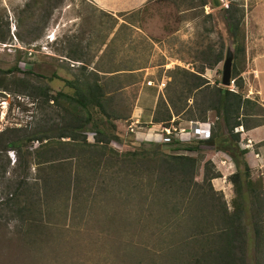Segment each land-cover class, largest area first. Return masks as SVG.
I'll return each instance as SVG.
<instances>
[{"label": "rangeland", "instance_id": "1", "mask_svg": "<svg viewBox=\"0 0 264 264\" xmlns=\"http://www.w3.org/2000/svg\"><path fill=\"white\" fill-rule=\"evenodd\" d=\"M39 1L0 0V66L18 65L20 68L17 74L9 75V80L17 77L18 83L10 90L0 89V133L13 128L37 134L53 133V127L62 123L57 106L52 100L43 99L41 92L33 88H47L49 95L60 90L72 93L75 89L66 80L78 83L82 72L94 70L99 73L101 82L106 83L105 90L111 98L108 106L114 111L115 108L123 110L128 117L117 120L123 141H113L111 146L120 151L131 150L144 142L143 146L149 147L153 143H164L165 136L174 133L184 143L199 145L202 162L196 180L202 182L206 162L210 159L213 171L221 174L212 180L214 189L232 209L235 190L230 176L238 168L228 154L198 144V140L207 138L194 130L195 124L196 127L198 124L206 126L207 130L213 128L217 120L215 112L208 113L207 121L198 119L201 111L194 105L196 97L193 95L187 100L184 111L173 116L171 133L168 134L163 123H152L154 115L164 110L160 106L162 100L168 101L172 96L174 100L178 98L179 104L186 103L179 99L184 81L177 75L180 79L173 83V71L177 68L202 70L201 53L209 46L225 47L224 59L213 68L206 67L201 74L212 85H223L227 52L231 50L235 56L233 37L223 10L230 0H220L218 6L214 5V0H207L205 6L196 8L200 0H142L141 5L115 9L114 5L120 0ZM237 1L245 11L246 52L238 65L244 88L241 90L235 79L228 87L242 92L244 98L250 100L251 103L244 105L245 112L254 113L249 118L256 122L264 120V42L257 38L264 39V0ZM106 4L108 7H104ZM101 8L108 9L104 12ZM209 14L211 17L207 16ZM2 35H7L5 40ZM29 70L33 74H27ZM23 80H29L32 85L20 84ZM140 99L144 102V117L134 123ZM189 107L194 113L192 117L187 113ZM253 120H249L251 126ZM10 133L14 138L13 132ZM87 136L88 141L95 140L93 132ZM38 145L35 141L34 147ZM240 145L243 148L241 142ZM164 150L170 152L166 147ZM185 153L197 156L196 151ZM8 159L10 165L4 174L2 167ZM80 159L67 161L71 163L65 164L64 174L67 175L64 178L69 181L58 188L55 182L62 178L57 177V169L49 164L37 166L32 159L28 186H36L37 196L46 198L36 206L39 210L35 214L36 221L22 223V216L15 213L13 221L3 224L11 213L5 211L4 216L0 215V224H3L0 264H182L173 258L177 248L185 247L192 252L196 248L183 244L187 218L178 219L176 223L174 213L168 215L163 206L157 205L148 222L144 221L145 227L137 225L136 215L129 210L130 200L142 199V191H136L131 198L127 192L130 186L140 183L138 179L120 171L125 167L115 164V159L104 161L97 170L93 168L94 172ZM19 164L16 151L0 153V201L19 183ZM259 175L252 171V177ZM74 176L80 177L78 184ZM36 177H41L39 182ZM43 178L55 184L51 190L50 185L47 186V194L51 193L48 196ZM141 187L144 188L143 183ZM152 196L144 199L148 206L154 205ZM176 206L181 212L185 204ZM29 221L38 223L36 235ZM183 259L189 256L184 255ZM184 262L189 264V261Z\"/></svg>", "mask_w": 264, "mask_h": 264}, {"label": "trees", "instance_id": "2", "mask_svg": "<svg viewBox=\"0 0 264 264\" xmlns=\"http://www.w3.org/2000/svg\"><path fill=\"white\" fill-rule=\"evenodd\" d=\"M39 2L38 0L37 3ZM206 4L207 0H200L195 8ZM239 5L237 0H230L229 6L223 10L235 47L231 79H235L237 86L242 90L244 79L241 77L238 65L245 57L246 36L245 11ZM207 16L211 17V14ZM6 37L7 35H4L2 39L5 40ZM224 48L216 49L209 46L203 50L201 53L202 70L198 72L185 68H177L173 71V83H177L180 79L177 75L184 81L185 86L181 90L182 96L179 99L186 103L179 104L176 102L178 98L174 100L172 96L168 101L162 100L161 105L159 100L157 105L158 107L163 106L164 110L154 115L152 123H163L166 128H169L173 116L184 111L187 100L193 95L196 97L194 105L201 111L198 119L207 121L208 113L215 112L217 120L211 129V137L198 140V144L214 147L228 154L235 162L238 170L230 176L235 190L232 209L229 208L224 196L214 189L212 180L220 177L221 174L213 171L210 159L206 162L202 182L196 180L202 162V149L199 145L184 143L174 133L168 136L169 141L153 143L149 147L143 146V142L141 147L131 150L120 151L113 148L111 146L113 141H123L118 132L117 120L128 117L123 110L115 108L114 111L108 106L111 98L107 96L106 83L101 82L99 73L90 70L82 72L83 76L78 83L66 80L67 84L75 89L72 93L60 90L49 95L47 88L42 89L39 86L33 88L41 92L43 99L52 100V104L57 106L62 123L53 127L55 128L53 133L37 134L23 128H13L0 133V153L9 150L16 151L21 170L17 186L12 191H8L6 198L0 201V215L4 216L5 211L11 213L3 224L13 221L16 218L15 213L22 216L20 220L22 223L37 220L35 214L37 215L39 210L36 206L46 197L37 196L36 186H28L27 180L32 159L37 166L49 164L57 169V177L62 179L60 182H55L56 188L69 181L68 178H64L67 175L64 174V169L67 161L71 159L81 158L80 161H86L92 172H94L93 168L97 170L104 161L109 162L115 159V164L125 167L120 171L126 172L140 182L137 186H130L131 189L127 192L128 197L131 198L136 191H142V199L130 200L129 210L136 215L137 225L144 226V221L148 222V218L153 215L157 205L163 206L168 211V215L174 213L172 215L177 217L174 221L176 223H179L178 219L187 218L185 227L188 229L183 244L185 242L184 246L194 245L196 248L192 252L187 251L185 247H178L173 256L177 259L176 261L182 264H187L184 261H189V264H249V262L250 264H264V178L252 177V169L246 157L248 150L241 147V133L236 130L240 126L248 127L249 120H253L249 117L254 113L245 112L244 106L245 103L251 102L248 98H244L242 92H235L224 85H212L201 74L206 67L213 68L223 61ZM82 65L85 69L86 64ZM19 71L18 65L9 68L0 66V74H2L0 89L10 90L15 86L18 83L17 77L9 80V75H15ZM26 73L33 74V71L29 70ZM54 75L59 77L57 74ZM36 76L39 74L36 73ZM19 83L32 85L29 80L19 81ZM192 111L189 107L187 113L191 117L194 116ZM262 123L264 120L259 119L254 121L253 125L258 126ZM10 132H13L14 138H11ZM89 132L94 133L93 142L87 139ZM35 141L39 142L37 147H34ZM165 147L170 152L165 151ZM186 151H196L197 156L187 154ZM69 163L71 162L66 165ZM8 165H10V160L2 167L4 174ZM40 178L36 177V182H39ZM119 179L117 178L118 182ZM42 180L46 184L45 190L48 196L51 193L47 194V186L50 185L51 190L54 183L44 178ZM74 180L78 184L80 177L74 176ZM142 183L144 188L141 187ZM149 195H153L154 205L148 206L145 203L144 199H147ZM179 203L185 204L181 212L176 206ZM2 225L0 224V228L3 229ZM30 225L35 227V235L39 233L37 222H31ZM15 226L21 225L15 223ZM180 250L184 254L181 255ZM184 255L189 256V259H183ZM248 260L251 261L248 262Z\"/></svg>", "mask_w": 264, "mask_h": 264}, {"label": "crops", "instance_id": "3", "mask_svg": "<svg viewBox=\"0 0 264 264\" xmlns=\"http://www.w3.org/2000/svg\"><path fill=\"white\" fill-rule=\"evenodd\" d=\"M108 1H110V0H108ZM126 1L127 0H120L119 2H117L116 5H114L115 6L114 9L115 8H124V5H126V6L128 5L127 7H132L133 5L138 6L139 4L140 5L142 4V0L141 1L140 0H128V3H126ZM106 6H107V4L104 5V7H106ZM105 9H108V8H103L102 11L106 12ZM257 38H259L258 40L260 42L261 41L264 42V39H260V37H257ZM263 62H264V60H263ZM143 103H144L143 99L137 103L136 111L134 113V119H135V122L133 121L134 123L140 122V120L143 119V117H144L145 108H144ZM196 129H197V127L195 124L194 130H196ZM239 131L241 133V139H242L241 143L243 145V148H246L248 150L246 157H247V161H248L253 173H255V174L258 173V174H260L259 176L262 175L264 177V124L258 125V126H253V125L251 126L248 123V127L241 126ZM223 154L227 156L226 153H223Z\"/></svg>", "mask_w": 264, "mask_h": 264}, {"label": "water", "instance_id": "4", "mask_svg": "<svg viewBox=\"0 0 264 264\" xmlns=\"http://www.w3.org/2000/svg\"><path fill=\"white\" fill-rule=\"evenodd\" d=\"M221 4L220 0H214V5L218 6ZM232 60H233V53L231 50L227 52L226 59L224 61V75H223V80L222 83L225 86H230L232 83Z\"/></svg>", "mask_w": 264, "mask_h": 264}, {"label": "built area", "instance_id": "5", "mask_svg": "<svg viewBox=\"0 0 264 264\" xmlns=\"http://www.w3.org/2000/svg\"><path fill=\"white\" fill-rule=\"evenodd\" d=\"M200 124H198V127H197V130L198 132H196L198 135L199 134H202V135H205L206 138H209L211 137L212 135V130H211V127L210 129L207 130L206 126H199ZM166 130H169L168 131V134L171 133L170 129L169 128H165ZM165 141H169V137L168 136H165Z\"/></svg>", "mask_w": 264, "mask_h": 264}, {"label": "clouds", "instance_id": "6", "mask_svg": "<svg viewBox=\"0 0 264 264\" xmlns=\"http://www.w3.org/2000/svg\"><path fill=\"white\" fill-rule=\"evenodd\" d=\"M212 129V128H211Z\"/></svg>", "mask_w": 264, "mask_h": 264}]
</instances>
